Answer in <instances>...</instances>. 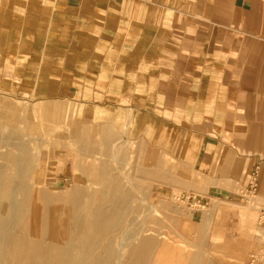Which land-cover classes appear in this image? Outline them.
Instances as JSON below:
<instances>
[{
    "label": "rangeland",
    "instance_id": "1",
    "mask_svg": "<svg viewBox=\"0 0 264 264\" xmlns=\"http://www.w3.org/2000/svg\"><path fill=\"white\" fill-rule=\"evenodd\" d=\"M93 1L84 0L85 7ZM210 1H165L159 23L152 28L128 23V1L117 0L122 20L101 28L87 21L90 14L85 13L84 29L83 23L77 25L72 17L75 12H65L66 0H0V107L14 102L17 108L10 112L21 126L36 122V131L24 130L19 141L35 136L41 139L37 149L28 152H38L41 157L37 181L46 186L44 195H60L70 187L90 184L87 172L93 169L95 158L106 160L109 173L123 181L128 208L133 210L128 213L126 229L118 231L116 239L123 230L128 234L146 225L144 215L152 202L156 218L148 226L161 235L186 243L204 235L210 245V235L216 231L228 242L231 256L236 244H248L244 255V264H248L251 252L264 253V248L244 237L248 228L242 213L237 223V212L248 206L250 195L256 193L252 191L258 188L264 200L263 157L256 139H264V133L247 131V138L240 133L244 126L238 124L246 116L264 132V0H218L228 9L225 18L210 12ZM216 24L227 28H215ZM46 100L59 101L57 118L44 113ZM74 103L79 106L76 110H72ZM108 126L112 136L99 147L93 138L98 129ZM72 128L83 134L79 143L69 135ZM14 136L0 133L2 138ZM143 137L149 139L145 146L151 152L142 169L145 164L159 172L174 169L181 181H152L151 172L144 171L133 178L140 154L142 158L146 154L136 152ZM185 137L189 141L179 140ZM245 139L252 146L244 147ZM4 147H0V168L5 162ZM116 148L117 161H111ZM221 149L232 150L238 166L251 169L234 174L239 185L232 190L211 186L229 179L225 176L229 172L219 171L215 161ZM73 160L81 169H75ZM157 195L166 197L167 203ZM212 198L222 202L218 217L213 214ZM223 199L245 203L231 207ZM36 202L41 209L37 222H41L46 204L39 192ZM259 204L257 201L256 208L250 204L249 216L264 228L260 222L264 206L259 209ZM30 228L37 231L33 225ZM14 232L20 233L18 225ZM11 253V262L18 261V248H12ZM224 262L230 264L233 258L225 257Z\"/></svg>",
    "mask_w": 264,
    "mask_h": 264
},
{
    "label": "bare ground",
    "instance_id": "2",
    "mask_svg": "<svg viewBox=\"0 0 264 264\" xmlns=\"http://www.w3.org/2000/svg\"><path fill=\"white\" fill-rule=\"evenodd\" d=\"M78 107L77 103H74L72 110H76ZM6 108L9 109L6 110ZM16 108L17 104L14 102L11 105L4 104L0 107V133L16 135V137H0V147L5 146L4 148H7L2 155L5 162L0 168V264H226L224 262L225 257L233 258V262L230 264H244V255L248 244L245 242L236 244L231 256L228 242L220 237L216 231H213L210 235V245L206 244L204 235H200L193 241L191 240V243H186L185 239L186 242L176 240L170 235L158 233L155 228L148 226V223L156 218L152 214V211L156 209L153 208L152 202L148 205V211L146 210L148 213L144 215V221L147 226L138 227L133 231H129L128 234L124 233L127 227L128 213L133 210L128 208V191L124 189L123 181H118L115 175L109 173L106 168V160L96 161L97 158H95L93 169L91 168V171L87 172L88 179L91 181L90 184L86 186L81 184L85 188L81 187V185H76L60 195L51 192L44 195L45 191L42 189L45 190L46 186H39L37 181V179L39 180L37 171L41 163V157L38 152H28L31 148L37 149V142L41 139L35 136L36 139L29 137L28 141L25 139V142L19 141L24 130L34 131L38 127L35 126L36 122H31V120L27 121L25 127L21 126L20 123L22 122L18 123L10 112V110ZM59 108V101L46 100L43 111L47 116L51 115L54 119L60 114ZM8 124L14 125L13 127H8ZM49 132L48 134H52ZM80 132L76 129L69 130L70 137L76 143H79L83 137ZM34 134L36 133L34 132ZM111 136L112 130L109 129V126L108 128L103 127L98 129L93 140L95 139L94 141L99 144L98 146L102 147L103 142L110 139ZM113 138L110 140L111 143ZM76 143L74 142V144ZM112 144L110 145L112 146ZM144 145L140 142L137 146L136 152H146V154L145 158H142L143 156L140 154L139 162L132 169L134 179L137 177L138 171H144L151 172L153 176L149 177H152L151 180L155 181L160 179L182 180L177 175V178H175L174 169L159 172L153 167H148L147 164H145L146 169H142L144 159L149 160L148 153L151 152ZM114 151H111V161H117V156L119 155V152H116L117 148ZM120 154L122 155V153ZM125 156L128 157L127 154ZM47 165L46 168L50 171L51 166ZM86 165L89 166V163ZM73 166L75 169H81V164L79 162L75 163V160H73ZM88 166L86 167L88 168ZM119 176L121 175L119 174ZM127 181L131 186L138 188L140 186L136 182H132V180ZM221 181L223 184L228 182L227 179ZM172 191V198H175V190L173 189ZM38 192L39 195L43 196L46 204L45 214L41 218V222H37L41 211L40 206L36 202ZM158 197L165 201L166 197H163V195ZM257 201H260L259 196L257 193H253L248 199V206H244V209L250 210V204L256 208ZM165 202L167 203V201ZM213 202V214L218 217L222 202L215 198ZM130 203L132 204V202ZM242 222L246 223L248 228V232L244 237L251 238L252 242L250 243L253 244L256 237L254 232L259 231L260 227H258L254 217L249 216L244 219L243 214ZM15 225H18L20 229L18 234L14 232ZM32 225L34 228L36 227L37 231L32 232L30 228ZM122 229L124 230L120 232V239L118 240L119 237L116 239V236L119 235L118 231ZM12 248H18L19 250L20 258L16 262H11L10 260Z\"/></svg>",
    "mask_w": 264,
    "mask_h": 264
},
{
    "label": "crops",
    "instance_id": "3",
    "mask_svg": "<svg viewBox=\"0 0 264 264\" xmlns=\"http://www.w3.org/2000/svg\"><path fill=\"white\" fill-rule=\"evenodd\" d=\"M126 1H128V23H141L140 26L142 27H148L152 25V28H154V26L157 25L156 23H159V13L163 11L162 7L164 6V2L168 0H126ZM93 2L94 4H92V6H90L89 8H86L84 5V0H66L65 12L66 13H69L70 11L75 12L76 13L75 16L73 15L72 17L75 19L77 25H79V23H83V28H84V22H86V17L84 15L85 13L90 14V16L87 18V21H89L92 24H96L98 27H101V28L104 25L109 26V24H112V22L115 23L118 20H122V17H123L122 8L118 9L117 0H94ZM173 2L176 3L175 0H173ZM208 6H209L211 13H215V14L217 13L220 15V17L224 16V18L227 17L228 9H226L224 5L218 4V0H211ZM119 7H122V6L119 5ZM137 12H140L141 15L138 17H133L132 14L137 13ZM214 26H216L215 28H219L217 24ZM220 27L227 28V25L226 26L220 25ZM67 79L69 80V78ZM239 125L244 126L243 131H241L240 133L245 137L247 136L244 135V133H247V131L249 132L256 131V133L259 132L258 134L264 133L263 130L261 129L260 124L259 125L253 124L252 122H250L249 117H246V116L242 117L241 121L238 124V127ZM248 125H250L249 128H248ZM252 126L255 127V130H251ZM254 138L256 137L254 136ZM256 139H259L260 141V146H258V149L260 150L261 155L263 157L261 168L262 170H264V139L262 138V136L260 137L258 136ZM148 140H149L148 138L143 137V138H140L138 143L142 142L144 145L148 143ZM179 140L189 141V139L186 137L180 138ZM243 146L250 147L252 145H249V141L247 142V140L245 139V142H243ZM217 152L218 153L215 157V161L217 162L219 171L229 172L230 175H225L227 178H229L227 183L222 184V185L214 184L211 186H216V187H219L222 189H228V190L235 189L236 187H238L237 185H239V180H238L239 177H237L236 175L240 173L243 174L245 170L246 172L247 171L249 172L251 169L247 168L246 166H244L243 168L239 167L238 164L235 162V160H233L231 157L232 155L230 152H233L232 150L230 151L226 149H221ZM243 180L244 179L240 180L241 186H243L241 182ZM260 188L262 187L260 186ZM252 192H256L259 196L260 204L258 208L260 209V206L261 207L264 206L263 204L264 200L261 197L260 189L258 188ZM263 197H264V190H263ZM223 200L226 201V203L230 204L227 206H231V207H233L231 204L245 203V202H236V201H232L228 199H223ZM241 213L244 215V219H246L247 217H249V215H251L252 211L251 210L247 211L246 209L239 208V212H237V216H238L237 223L241 221ZM255 235L256 237H255L254 244L256 246L264 248V243H263L264 242V228L260 227L258 233Z\"/></svg>",
    "mask_w": 264,
    "mask_h": 264
},
{
    "label": "built area",
    "instance_id": "4",
    "mask_svg": "<svg viewBox=\"0 0 264 264\" xmlns=\"http://www.w3.org/2000/svg\"><path fill=\"white\" fill-rule=\"evenodd\" d=\"M260 222L264 224V209L261 210ZM248 264H264V253L252 251L249 256Z\"/></svg>",
    "mask_w": 264,
    "mask_h": 264
}]
</instances>
